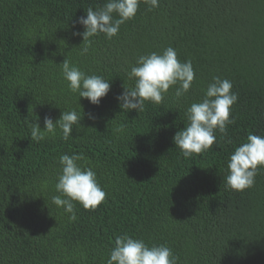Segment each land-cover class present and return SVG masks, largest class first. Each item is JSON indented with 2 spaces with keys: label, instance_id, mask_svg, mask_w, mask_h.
Here are the masks:
<instances>
[{
  "label": "trees",
  "instance_id": "16d2710c",
  "mask_svg": "<svg viewBox=\"0 0 264 264\" xmlns=\"http://www.w3.org/2000/svg\"><path fill=\"white\" fill-rule=\"evenodd\" d=\"M105 2L0 0V264H106L124 233L166 244L178 264H264V167L251 188L225 186L235 147L249 132L264 136V0H159L151 10L140 0L116 36L92 37L81 55L77 21ZM169 46L192 62L190 90L177 99L173 86L160 104L122 110L116 97L133 85L127 73L137 56ZM65 58L109 80L99 105L68 90ZM214 76L238 95L235 122L185 158L173 136ZM71 109L82 118L67 141L59 129L31 140L32 123L43 129L45 116ZM73 153L106 193L95 210L74 202L75 221L51 200L60 195L58 158Z\"/></svg>",
  "mask_w": 264,
  "mask_h": 264
},
{
  "label": "clouds",
  "instance_id": "9594fccd",
  "mask_svg": "<svg viewBox=\"0 0 264 264\" xmlns=\"http://www.w3.org/2000/svg\"><path fill=\"white\" fill-rule=\"evenodd\" d=\"M149 10L159 6V0H144ZM140 0H106L102 7L95 10L89 7L86 16L79 17L77 23L84 31L74 32L83 37L84 47L81 55L87 54L91 38L103 33L111 40L120 30V26L135 17ZM115 13V17L114 14ZM63 79L67 81L68 90L86 98L91 104L99 105L101 99L110 91L109 80L95 73L88 74L65 58L60 63ZM128 78L134 83L125 87L116 99L124 111L144 110L145 102L160 104L170 87H175L177 99L183 97L192 87L195 72L190 60L180 61L177 51L169 46L161 52L139 55L135 64L130 66ZM232 82L227 78L214 76L199 102H193L185 110L187 123L173 136V142L185 158L200 154L216 143V130L226 133L227 126L233 124L230 117L231 106L238 100L233 92ZM89 118L95 119L88 114ZM81 115L75 110H62L55 121L50 116L44 117V128L32 123L30 138L40 142L45 133L56 135L57 129L62 139L67 141L73 128H80ZM124 131V125L116 128ZM231 142V141H229ZM84 159L82 153L61 154L58 158L60 172L55 184L60 195L51 198L52 203L63 208L69 214V220H77L78 202L85 210H95L105 199L106 193L97 180L96 172L91 167H82L78 161ZM260 167H264V136L248 133L246 141L235 147L227 162L228 174L226 187L243 191L254 186L255 177ZM179 257L166 244H147L141 238H134L127 233L117 235L110 249L106 264H178Z\"/></svg>",
  "mask_w": 264,
  "mask_h": 264
}]
</instances>
